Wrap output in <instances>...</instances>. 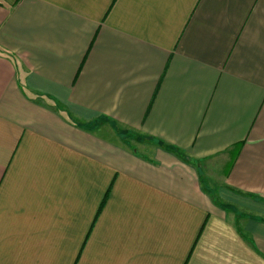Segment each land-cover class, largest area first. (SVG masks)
I'll return each mask as SVG.
<instances>
[{
    "label": "crops",
    "instance_id": "0c3cea01",
    "mask_svg": "<svg viewBox=\"0 0 264 264\" xmlns=\"http://www.w3.org/2000/svg\"><path fill=\"white\" fill-rule=\"evenodd\" d=\"M0 264H264V0H0Z\"/></svg>",
    "mask_w": 264,
    "mask_h": 264
}]
</instances>
